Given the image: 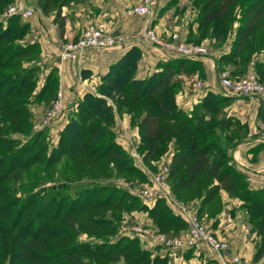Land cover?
<instances>
[{"label": "trees", "instance_id": "obj_1", "mask_svg": "<svg viewBox=\"0 0 264 264\" xmlns=\"http://www.w3.org/2000/svg\"><path fill=\"white\" fill-rule=\"evenodd\" d=\"M83 0H34L33 3L44 15H53L58 30L61 32L64 25L62 8L71 2ZM237 0H219L216 7L200 20V25H206L212 17L223 19ZM13 0H0V3ZM199 0H192L197 5ZM207 6L213 0L207 1ZM19 16L8 19L6 27L0 23V147L7 148L8 143L17 142L13 134L28 136L34 143L41 141L46 131L32 132L31 122L19 114L24 107L19 105L15 97L23 96L27 90L35 88L32 83L35 72L39 67L24 66L20 58L36 53L40 56L41 47L38 42L22 46L16 40L29 34L31 27L28 22H21ZM264 1L260 5H251L244 14V19L238 29L240 40L235 42L234 55L221 56L216 60V66L224 61H235L240 52L245 54L249 46V37L253 36L258 28L264 35ZM189 41H201V36L189 31ZM201 38V39H200ZM263 43V42H262ZM141 50L137 46L129 47L123 55L109 65L107 72L100 77V82L94 91H88L78 100L77 109L70 114L61 135L60 144L54 152L42 159L45 167L56 164L65 157L64 169L71 180L108 177L115 170L116 174L126 180H145L140 168L134 167L128 153L116 141L113 126L116 115L127 113L130 124L136 126L139 134L138 151L144 152V162L157 159L172 140L174 151L169 163L168 182L172 191L183 201L199 200L198 212H207L215 216L221 209L220 191H225L230 197L238 198L243 202V208L248 214V221L252 230L256 231L259 240L253 255V261H258L264 254V186L252 189L247 181L246 174L237 168L229 150L240 144L248 134V125L236 117L225 113V107L234 99L220 93L208 91L199 102L193 105L188 113L177 108L174 101L175 91L180 84L179 75L199 71L203 74L201 63L192 58L174 57L158 64L160 70L151 73L145 78L136 77ZM37 66V65H36ZM258 74L264 77V60L257 64ZM243 67V66H241ZM234 74L238 72L234 70ZM241 73L243 71L239 70ZM7 86V87H6ZM59 76L57 68L52 66L46 78L36 93L37 102H50L57 97ZM47 98V99H46ZM258 119L264 120V101L258 111ZM14 125H16L14 127ZM66 144V146H65ZM25 148L22 145L11 153L7 148V157L13 159ZM40 152V149L37 150ZM43 153V152H42ZM17 167L23 164L28 167L33 161L22 163L17 158ZM16 163V164H17ZM112 163V167H111ZM115 165V167H114ZM6 167H9L8 162ZM32 189V188H31ZM62 188L46 187L39 193L31 194L32 202L24 206L29 197L20 202V208L25 213L33 203L36 210L44 209L47 205L60 207L68 200L73 209L65 212L62 219L74 223L82 211L86 213V221L91 223L90 228H104L113 232L116 223L121 219L122 211L148 210L149 216L162 232L178 233L185 228V221L172 214L163 199H157L152 208L147 209L140 200L125 189H118L115 185L92 184L79 189L73 196H67ZM10 199H7V202ZM69 205V206H70ZM110 209H115L109 214ZM16 212V214H17ZM94 212V213H93ZM108 213V214H107ZM115 215V219L109 216ZM16 216V215H15ZM108 216V217H107ZM77 223V222H76ZM85 230L88 228L85 226ZM103 235L102 237H107ZM33 240V239H32ZM31 240H29L30 242ZM29 242L22 248V262L31 260L32 248ZM120 242V243H119ZM113 245V247H111ZM102 243H72L61 248L65 251L63 258L72 259L79 264L76 258H85V264H97L90 259L114 260L120 258V264H166V258L159 255L152 256L151 251L143 249L136 238L120 237L115 244ZM83 248L90 254L78 253ZM78 256V257H77ZM99 264H105L101 262Z\"/></svg>", "mask_w": 264, "mask_h": 264}, {"label": "rangeland", "instance_id": "obj_2", "mask_svg": "<svg viewBox=\"0 0 264 264\" xmlns=\"http://www.w3.org/2000/svg\"><path fill=\"white\" fill-rule=\"evenodd\" d=\"M33 1L34 0H30V4L36 9ZM176 1L177 0H174V3ZM207 1L208 0H199L198 4L194 5L192 3V0H185L186 4H188L186 10L183 11L181 8L178 9L176 13L178 15V19L174 20V22L177 23L176 26H181L182 21V26L184 27L181 26L182 28H177L173 31H177L187 43L204 45L207 49V54L204 56H212L214 59V63L216 64V60L221 56H235L234 44H236L235 42L240 40L238 29L241 26L242 20L244 19L245 11L251 5H260L264 0H237L235 5L231 7L230 12L223 19L219 18L218 16L212 17L205 26L200 25V30L198 31L196 20L199 24L200 20L202 21L203 17H205V15L209 13L213 9V7H216L219 2V0H213V4L211 6H207ZM14 2L15 0H13V2L0 3V19H3L1 18V14L6 12ZM9 18L10 17H8L6 20H0V23L3 27H6ZM20 20L21 22H28L26 21L27 19L21 18ZM194 23L196 24V27L192 29L191 27ZM263 26L264 22L262 21L260 27ZM183 28H185L186 30L184 31ZM260 29L261 28H258L254 35L249 37V46H247V52L245 54L242 55V53L240 52L236 55V60L234 62L224 61L218 65V68L216 66V70L218 73L217 87L219 86V78L223 73L227 74V76L231 78H239L245 76L248 72L255 74L257 80L264 87V77L262 74H258L256 70L258 67L257 64L261 63L264 60V35L260 32ZM190 30L192 31V33H195V31H197V33L195 34L201 36V38L203 37L202 39L200 38L201 41H189L188 39L190 37ZM31 33L32 35L28 36ZM29 34L23 36L21 39L18 38L16 40V43L25 46L26 44H33L34 42H37L35 31L29 32ZM18 61L20 62V64L21 62H24L23 65L28 67L34 66L38 68L40 66L39 71L35 72L32 80L35 88H33V90H27V92H25L23 96L15 97V99L19 101V105L21 107H24L25 109L23 111L21 110L19 114L22 115V117H25V120L28 119V121L31 122L29 129L32 132L43 130L46 131V134L44 138L39 141V143H34L33 146L31 145L33 141L30 138H27L28 136H24L20 133L13 134L12 137L15 138V141L17 142L8 143V154L11 153L14 149L21 147L22 145L24 146L25 144V148L19 153L18 156L16 155L15 157H13V159L7 157V148L0 147V264H74V261H72V259L69 260L68 258H63L66 257L65 251L61 250V248L66 247L72 243L82 244L103 242L104 244H109L110 246L111 244H115L116 242L120 241L121 237L120 218L115 225L114 231L109 232L107 229L104 230V228H90L89 225L91 223H89V221H86L85 211L79 213L80 215L76 218V221L73 220V224L71 222L64 221L62 219V215L65 212L69 210L71 211L73 209L71 207L73 205H70L68 200H66L64 204H61L60 207L56 205L50 207L49 204V206L47 205L44 209L38 210H36L37 204L33 203L31 206H29L28 210L25 213H22L21 210L17 212V209L20 208V202L29 197V201L24 205L26 206L28 203L32 202L31 194H33L34 191L39 193L41 189H44L46 187L62 188L67 196L69 194L73 196L79 189L95 183L115 185L118 187V189H120V187L125 189L129 194H137L141 189L152 186L151 180L155 181V177L164 170L163 166L166 165L164 161L165 155H169L170 152L174 151V145L172 144V140L169 141L166 150L157 159H151L148 162L149 164H146L144 162L143 154L147 150V146L146 148H142L140 153L137 148V145L140 144L139 140L132 141V138H130L128 140L126 139L125 141H122L125 145L124 148L128 153V157L131 163L134 165V167H140V173L144 174L145 180L143 181L126 180L124 177L122 178L118 176V174H116L114 170L113 173L108 177L99 176L98 178H87L85 176H82L81 178H79V180H71V183L69 184L70 177L63 167L65 162L64 156L56 164L49 167L44 166L42 159H45L46 157L48 158V156H50V154L54 152L53 150H55L56 147L60 144V135L65 125L67 124L68 119L71 117L70 114L74 113L77 109L78 101L76 102V105L68 112L67 118L66 116H63L67 120L63 127L55 122L58 120L59 115L53 118H49L48 120H46L47 124H43L46 113L52 108V105L57 97L50 102H37L36 100H34V97L42 86L48 70L54 65L45 64L40 56L37 57L36 53H31V55H29L28 57L20 58V60ZM160 62L162 61H159L156 65L157 70L161 69V66H158ZM242 69L243 71L241 73H238L240 72L239 70ZM234 70H237L238 72L234 74ZM0 71L8 72L11 70L0 69ZM183 75L185 80L177 78L179 79L180 84L178 85L174 94L175 104L177 108L181 109L182 111H184V105L180 102V100H182L180 92L184 89V83L186 92L188 91L190 93L191 91L194 94L195 98L197 97V93L192 90V84L198 79L205 83L203 75H201L197 70L194 72L185 73ZM207 92L206 89L202 92L200 91L199 93L201 96L199 95V98L201 99ZM220 94L224 96H232L222 93V91L220 92ZM253 98L262 100L264 99V95L259 98ZM226 107L224 111L227 114ZM232 116L239 119L240 122L247 124L246 121H242L237 116ZM15 126L16 125H14V127ZM116 131L119 138L118 140L120 141V133L123 132V130L120 128V125H116ZM39 149L40 152L37 151ZM161 157L163 158V160H160L158 162V159H160ZM17 158L22 159V163L27 161L29 162L32 159L33 161L29 164L28 167H24L23 164L17 167L18 163L17 160H15ZM7 162L9 167H6ZM167 165L166 182L173 197L192 207L196 211L198 217L202 220L195 207L198 206V204L196 205L187 201H183L177 198L172 191V188L168 182L169 164ZM112 166L113 165L111 163V167ZM124 183L130 185L132 190H130L127 185H124ZM132 186L136 189H134ZM137 196V198L144 206L153 204L157 199H163L164 201H166L164 198H155L154 202H146L138 194ZM7 199L10 200L7 202ZM108 211L110 214L112 211H115V209H110ZM141 215L144 216L143 214ZM109 217L111 219H115V215ZM151 221L153 224H149L140 220L138 222H134L132 224V227H139L143 229L145 233L144 237L156 236L157 238H162L164 240L187 238V225L186 229L179 233L162 232L159 231V229L156 227V225L154 224L155 222L152 218ZM85 226L88 228L87 230L84 229ZM127 226L131 225L127 224ZM208 229L216 237L225 239L216 235L209 227ZM103 235L108 236L102 237ZM122 238L132 239L127 236H122ZM137 239L139 243L142 244V241H140V239L142 240L144 238L139 239V236H137ZM29 240L31 241L29 242ZM28 242V247L32 248L33 250V256H31V260L25 259L22 262L21 251ZM157 242L159 245L167 247L166 244L164 245L162 243H159V241ZM111 247H113V245ZM77 251L78 253H81L83 255L86 253H91L83 250V248H79ZM90 260L96 261L97 264L101 262H104L105 264H120V258L117 261L109 259L103 261L101 259L95 258ZM76 261H78L79 264L86 263V259L82 257L81 259L76 258Z\"/></svg>", "mask_w": 264, "mask_h": 264}, {"label": "crops", "instance_id": "obj_3", "mask_svg": "<svg viewBox=\"0 0 264 264\" xmlns=\"http://www.w3.org/2000/svg\"><path fill=\"white\" fill-rule=\"evenodd\" d=\"M139 3L140 0H83L71 2L70 5L62 8L61 15L64 17V25L61 32L53 21L54 16L42 14L37 7L36 13L27 18L26 21L31 27L30 32L35 31L37 42L41 47L40 58L45 64L54 65L57 68L59 76L58 93L61 94L59 118L55 121L58 125L60 124L62 127L65 125L70 109L76 105V102L84 93L94 91L96 85L100 82V77L107 72L109 65L118 60L129 47L137 46L142 52L137 65L136 77L138 78H145L155 72L159 61L178 57L176 54L166 53L150 45L143 39L142 34L146 28H153L160 37L167 39L174 29L184 27L182 21L181 27L176 26L177 23L174 20L178 19L177 10L181 8L185 11L188 4L185 0H177L175 3L174 0H155L147 16H129L127 11ZM88 23H96L114 35L123 36L125 40L110 48H87L76 60H61L59 55L62 45L67 41L76 40ZM195 27L196 24H192L191 28L194 29ZM183 30L186 29L183 28ZM31 35L32 33L28 36ZM192 59L199 61L203 67L206 92L220 93L221 89L219 86L217 87L218 73L213 57L197 56ZM178 78L185 80L183 74L179 75ZM180 96L182 98L180 102L184 105V111L188 114L193 105L200 101V98H195L191 91L190 93L186 92L185 83ZM262 101L264 99L234 97L233 101L226 107L228 115H235L248 124V135L235 148L229 150V154L237 168L246 174L247 181L252 189L264 186V120L257 117V111ZM63 116H66V118ZM116 125H120L123 130L120 133V141L118 140ZM113 131L116 141L125 151V145L122 141L130 138H132V141L139 140L138 129L130 124V117L127 113L116 115ZM172 153L173 151L169 155H165V164H169ZM161 158L158 159V162L163 160ZM124 185L127 184L124 183ZM127 187L132 190L130 185H127ZM132 194L138 197L136 193ZM220 201L221 209L215 216H210L207 212L199 213L198 199L189 202L198 204L195 207L204 223L216 235L228 241L227 253L240 257V262L237 264H264V254L258 261H253L259 236L256 231L252 230V225L248 221V214L242 206L243 202L238 198L230 197L223 190L220 191ZM165 204L173 215L182 219L169 201L166 200ZM153 205L154 203L146 207L149 209ZM140 220L153 224L148 210L122 211L120 219L121 237L127 236L137 239V236L129 229L132 228L134 222ZM127 224L131 226H127ZM156 227L158 228L157 225ZM184 229H186V225ZM184 229H181L178 233ZM139 239L142 241V244L139 243L141 248L151 251L152 256L165 257L166 264H230L228 256L220 257L204 244L192 248L173 249L159 245L156 236H139Z\"/></svg>", "mask_w": 264, "mask_h": 264}, {"label": "built area", "instance_id": "obj_4", "mask_svg": "<svg viewBox=\"0 0 264 264\" xmlns=\"http://www.w3.org/2000/svg\"><path fill=\"white\" fill-rule=\"evenodd\" d=\"M28 1L30 2V0H15L7 11L1 14V18L5 20L11 16H19L23 19L30 18L36 12V9H34ZM154 1L155 0H140V3L132 6L127 11V14L129 16H147L150 13ZM142 37L150 45L166 53L176 54L178 57L195 58L207 54V49L204 45H195L185 42L177 31H172L168 35V38L164 39L160 37L154 29L146 28ZM124 40V37L121 35H114L95 23H88L76 40L67 41L62 45L59 56L61 60H76L87 48H110L124 42ZM192 85V90L197 93V97H199L200 91L202 92L205 90V83L199 79ZM219 87L222 93L236 97L259 98L264 95V87L257 80L255 74L251 72L239 78H231L223 73L219 78ZM60 107L61 94L58 93L52 108L44 117L43 124H47L46 120L49 118L57 116L60 113ZM167 166V164L163 166L164 170L155 177V181L151 180L152 186L141 189L137 194L146 202H154L155 198H164L169 201L187 225V238L170 240L157 238V241L173 249L190 248L204 244L220 257L224 258L228 256L230 264L239 263V256H233L227 253L229 243L225 239L216 237L198 217L196 211L192 207L173 197L166 182ZM129 231L137 236H145L144 230L139 227H132Z\"/></svg>", "mask_w": 264, "mask_h": 264}]
</instances>
